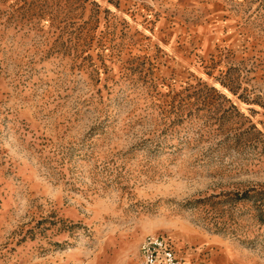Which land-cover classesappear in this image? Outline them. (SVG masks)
Listing matches in <instances>:
<instances>
[{
    "label": "rangeland",
    "instance_id": "rangeland-1",
    "mask_svg": "<svg viewBox=\"0 0 264 264\" xmlns=\"http://www.w3.org/2000/svg\"><path fill=\"white\" fill-rule=\"evenodd\" d=\"M153 235L264 264V0H0V264Z\"/></svg>",
    "mask_w": 264,
    "mask_h": 264
},
{
    "label": "built area",
    "instance_id": "built-area-1",
    "mask_svg": "<svg viewBox=\"0 0 264 264\" xmlns=\"http://www.w3.org/2000/svg\"><path fill=\"white\" fill-rule=\"evenodd\" d=\"M158 235L147 236L139 249L137 264H196Z\"/></svg>",
    "mask_w": 264,
    "mask_h": 264
},
{
    "label": "crops",
    "instance_id": "crops-1",
    "mask_svg": "<svg viewBox=\"0 0 264 264\" xmlns=\"http://www.w3.org/2000/svg\"><path fill=\"white\" fill-rule=\"evenodd\" d=\"M202 249H197L196 251H194V249H190L189 247L186 248V250L184 251V256H186L188 259L190 260H194V262L196 264H202L204 261L200 258H198V254ZM216 264H218L217 262H215ZM203 264H209L208 262L203 263Z\"/></svg>",
    "mask_w": 264,
    "mask_h": 264
}]
</instances>
